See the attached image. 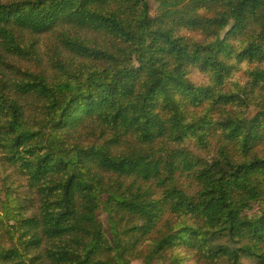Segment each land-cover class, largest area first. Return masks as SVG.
I'll return each mask as SVG.
<instances>
[{"label": "trees", "instance_id": "1", "mask_svg": "<svg viewBox=\"0 0 264 264\" xmlns=\"http://www.w3.org/2000/svg\"><path fill=\"white\" fill-rule=\"evenodd\" d=\"M153 9L0 0V264H264V0Z\"/></svg>", "mask_w": 264, "mask_h": 264}, {"label": "rangeland", "instance_id": "2", "mask_svg": "<svg viewBox=\"0 0 264 264\" xmlns=\"http://www.w3.org/2000/svg\"><path fill=\"white\" fill-rule=\"evenodd\" d=\"M153 2H154V0H150V4H151V14H154V13H155V12H154V9H153ZM43 39H44V38H40V41L43 42ZM37 47H38V49H39L40 51H43V45H42V43H38V44H37ZM108 182H109V183H115V182H113V181H108ZM148 193H149V192H146V194H144L142 197H146V196H148ZM96 195H99V196L106 195V196H107V193L101 189V190H98V192L96 193ZM28 210H30V207H29ZM96 216H97V217H100L101 219H103V221H104V223H105L106 220H105V217L102 215V212L98 211V212L96 213ZM104 234L107 235L108 232L105 231ZM130 262H131V264H142V260H141V257H140V256H138V257H134L133 259L130 260ZM244 264H251V262L248 261V260H245V261H244Z\"/></svg>", "mask_w": 264, "mask_h": 264}]
</instances>
